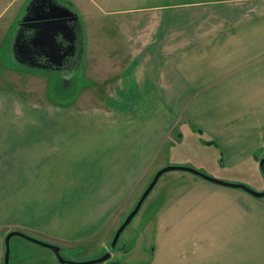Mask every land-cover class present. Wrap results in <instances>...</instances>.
<instances>
[{
    "label": "crops",
    "instance_id": "crops-1",
    "mask_svg": "<svg viewBox=\"0 0 264 264\" xmlns=\"http://www.w3.org/2000/svg\"><path fill=\"white\" fill-rule=\"evenodd\" d=\"M185 8L187 16L183 10L170 12L165 5L130 6L114 14L109 27L91 21L94 33L104 26L102 39L97 34L102 41L99 55L93 48L89 56L84 23L86 49L79 68L88 81L84 91L97 92H92L94 98L83 92L80 99L87 103L80 105H103L79 108L93 110L101 119L99 128L85 132L90 136L80 133L84 121L76 119L73 130L78 139L87 138L86 145L72 148L76 155L70 163L86 195L102 200L112 191H125L118 186L135 185L168 157L172 164L204 165L224 180L239 177L222 168L238 170L235 173L245 176L244 182L264 188L259 167L264 156V0H218L214 12L202 3ZM8 9H0V18ZM178 105L189 106L184 113L190 118L200 116L191 124L201 126L203 139L216 141L218 149L209 158L200 157L205 145L190 127L170 141L178 125ZM188 133L193 136L191 144L185 141ZM217 161L224 167H216ZM171 172L164 175L177 184L170 185L173 192L165 208L157 212L154 223L137 227L155 245L148 264H218L221 228L232 238L238 234L235 240L241 242L245 240L240 234L264 239V198L239 189H217L219 185L181 174L186 172ZM60 179L55 178V184H62ZM28 248L38 254L34 264H61L52 252ZM121 250L116 262L146 261L133 253V246ZM12 260L9 264L25 263L23 258Z\"/></svg>",
    "mask_w": 264,
    "mask_h": 264
},
{
    "label": "rangeland",
    "instance_id": "rangeland-1",
    "mask_svg": "<svg viewBox=\"0 0 264 264\" xmlns=\"http://www.w3.org/2000/svg\"><path fill=\"white\" fill-rule=\"evenodd\" d=\"M23 1L0 0V9L4 6L10 8L0 18V264H3L4 238L9 231L14 229L26 232L37 239L44 237L46 240L43 241L54 242L65 247L66 250H62L61 254L67 260L95 259L109 248L116 228L133 208L158 169L147 171L135 185L130 186L127 183L118 186L126 190L118 194L112 191L102 200H98V196L93 194L86 195L84 188L80 187L78 182L76 183L77 171L70 169V163L76 155L73 154L72 148L81 144L86 145L87 139H78L79 135L76 133L73 135L76 119L84 121L83 125H79L80 133L99 128L97 121L101 119L93 116L95 114L93 110L83 111V109L90 107L102 109L103 105H80L87 103L80 99L83 92L84 94L87 92L85 97L89 98H94L92 94L97 92L92 91L94 89L84 91L88 81L82 78V68L63 73L28 68L31 71H27L30 72L27 73L25 72L27 69L17 64L10 55L8 56L6 44L13 32L12 28L17 12ZM217 1L70 0L71 5L74 4L73 7L83 16L87 27L89 56L92 55L93 48L99 55L100 50L98 49L102 48V41L97 34H100L102 39L104 29L103 26L100 31L96 29L94 33L91 21L96 20L94 22H98L100 25L107 24L109 27L114 19L112 16L130 6L165 5L170 12L184 11L181 14L187 16L185 13H188L189 9L185 7L202 3L207 6V10L214 12L213 5ZM195 11L197 12V10ZM188 107V105H178L176 108L178 125L175 127L174 135L170 137L172 142L176 141L177 133H182L183 130H187V127H190L192 133L198 134L199 139L204 138L201 126L191 124V122L193 123L192 119H200V116L191 115L190 118L189 113H184ZM190 107L195 106L191 105ZM85 134V137L90 136L88 135L90 133ZM186 136V143L191 144L193 136L189 133ZM204 145V149L199 152L201 158H209L211 151L218 149L213 144ZM172 157L176 158L173 155ZM168 158L161 167L172 164L168 163L170 157ZM174 165L190 166L209 176L221 179V176L215 174L213 170H208L204 165L202 167L185 164ZM215 165L218 167L220 161H217ZM50 167L58 168V170H49ZM221 167L224 165H220L219 169ZM221 170L226 174L231 173L233 176L239 177L225 181L242 183L254 190H261L254 183L244 182L242 179H246V177L235 173L238 170H224V168ZM176 173L181 172H171V174ZM181 174H187L186 176H192L196 180L199 179L188 172ZM261 174L264 178L263 173ZM168 176L167 174L159 178L138 213L121 233L110 261L119 260L123 255L122 246H125L126 249L135 247L133 253L139 254L140 259L150 261V258L147 259L149 250L155 245L152 246L154 244L152 239L145 238L143 229H137V227L154 223L157 212L165 208L167 197L172 190L169 188L172 183ZM60 177L59 182L62 184H55L54 179ZM216 188L232 189L220 186ZM79 192L80 194H78ZM91 197H95V199H90ZM240 236L245 240L244 242L235 240L240 238L238 234L232 238L229 236L228 230L222 228L218 230V264H264V239H257L253 235L246 236L245 234H240ZM154 242L156 243V240ZM225 243H231L233 247L226 248ZM248 244L252 247H247ZM28 245L42 249L39 245L24 238L12 237L10 259L13 258L15 261L18 258H23L25 261L23 264H34L33 256L38 254L29 249ZM42 250L51 252L47 248ZM130 251L128 249V252ZM14 261L12 260V263ZM46 263L48 262L46 261ZM130 264H135V262Z\"/></svg>",
    "mask_w": 264,
    "mask_h": 264
},
{
    "label": "water",
    "instance_id": "water-1",
    "mask_svg": "<svg viewBox=\"0 0 264 264\" xmlns=\"http://www.w3.org/2000/svg\"><path fill=\"white\" fill-rule=\"evenodd\" d=\"M68 1V0H67ZM70 4L71 2L68 1ZM40 4L45 5L44 2ZM42 14H36L35 16L26 14L21 19V26H25L27 28V33L23 37L19 34L15 37V45L20 48L26 47L28 51V59L25 60H18L19 63L22 65H26L30 68L37 69L44 72H69L66 71L65 68L62 66L65 63V42H67L68 29L70 27L69 22L75 20V18H69L72 15V12L65 7L64 5L60 4L58 0H48L46 6L42 7L41 11ZM83 39L79 43V52L75 58L74 63H78L76 67L73 68L72 71L79 68L80 63L83 57ZM14 51V49H13ZM41 55H45L48 58L50 64H55L56 67H40L35 64H28L27 60L31 62H39V57ZM74 65V64H73ZM205 144H213L217 145L216 141H204ZM259 167L261 172L264 175V156L259 159ZM171 171H182L191 173L198 178L211 182L213 184L232 188V189H239L242 190L255 198H263L264 197V189L257 191L252 189L251 187L247 186L246 184L242 183H232L227 182L222 179H217L212 176H209L193 167L184 166V165H167L164 167H160L153 177L151 178L148 185L145 187L139 198L137 199L133 208L127 213L124 217L123 221L119 224L116 228L113 238L110 242L109 248L99 257L91 260H82V261H72L67 260L61 255L62 247L60 245L49 243L47 241H43L42 239H37L26 232L20 230H11L9 231L5 238H4V256H3V264H9L10 261V240L14 236H19L24 238L32 243L40 245L42 247L50 249L53 254L55 255L57 261L61 264H101L106 262L110 259L111 253L114 250L121 233L124 229L130 224L132 219L140 210L144 200L152 191L154 186L156 185L157 181L160 177L164 174L171 172ZM153 248L151 247L149 250V255L152 257ZM115 264H128L123 262H116Z\"/></svg>",
    "mask_w": 264,
    "mask_h": 264
},
{
    "label": "flooded vegetation",
    "instance_id": "flooded-vegetation-1",
    "mask_svg": "<svg viewBox=\"0 0 264 264\" xmlns=\"http://www.w3.org/2000/svg\"><path fill=\"white\" fill-rule=\"evenodd\" d=\"M69 1V0H68ZM67 0H58V2L62 5H64L65 7H67L71 12L72 15L69 16V18H75L74 21L69 22V29H68V37H67V42H65V63H63V67L65 68L66 71H72L74 67H76L78 65V63H74L75 58L79 52V43L80 41L83 39V54L85 51V46H86V35H85V26H84V20H83V16L80 14V12L78 10H76L73 4V6L68 2ZM41 2H44L45 5L40 4ZM48 0H24L20 6L19 11L17 12V16H16V20H15V24L12 28V31L10 36H9V40L8 43L6 45V50L8 53V56L10 55V57L15 60L17 62V64L21 65L24 67V69H27L25 72L27 71H31L30 67L26 66V65H22L21 63L18 62V60H25L28 59V51L26 47L20 48L17 45L14 47L15 45V37L19 34L21 37H23L24 40V36L27 33V28L25 26H21V19L26 15V14H30V15H36V14H42L40 11L42 9V7L46 6ZM14 49V51H13ZM28 64H35L37 66L40 67H50V68H54L56 67L55 64H50L48 61V58L45 55H41L39 57V62H31L29 60H27ZM74 64V65H73ZM20 69V68H19ZM33 69V68H31ZM22 70V69H20ZM37 70V69H34ZM24 71V70H23ZM30 73V72H27ZM34 73V72H32ZM35 73H39V72H35ZM54 243V242H52ZM57 244V243H54ZM59 245V244H57ZM61 246V245H60ZM117 246V244H116ZM115 246V248H116ZM62 247V246H61ZM114 248V249H115ZM48 249V248H47ZM66 250L65 247H62V250ZM50 250V249H49ZM51 251V250H50ZM114 251V250H113ZM112 251V253H113ZM52 252V251H51ZM53 253V252H52ZM111 253V255H112ZM102 254V253H101ZM100 254V255H101ZM62 255V254H61ZM98 255V256H100ZM63 256V255H62ZM111 258V257H110ZM108 262H110V259L107 260ZM107 262L101 263V264H105Z\"/></svg>",
    "mask_w": 264,
    "mask_h": 264
},
{
    "label": "trees",
    "instance_id": "trees-1",
    "mask_svg": "<svg viewBox=\"0 0 264 264\" xmlns=\"http://www.w3.org/2000/svg\"><path fill=\"white\" fill-rule=\"evenodd\" d=\"M70 1V0H69ZM201 133V132H200ZM201 140V142L202 143H204L205 144V142L204 141H210V140H206V139H200ZM212 141V140H211ZM108 264H115V261H110V262H108V261H106ZM149 263V260H147V261H145L144 263H142V264H148ZM106 264V263H105Z\"/></svg>",
    "mask_w": 264,
    "mask_h": 264
}]
</instances>
